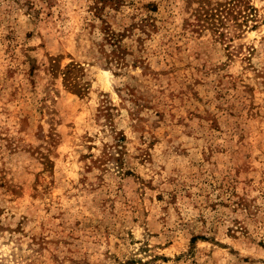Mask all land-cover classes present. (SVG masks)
I'll return each mask as SVG.
<instances>
[{"label":"rangeland","instance_id":"obj_1","mask_svg":"<svg viewBox=\"0 0 264 264\" xmlns=\"http://www.w3.org/2000/svg\"><path fill=\"white\" fill-rule=\"evenodd\" d=\"M0 264H264V0H0Z\"/></svg>","mask_w":264,"mask_h":264},{"label":"trees","instance_id":"obj_2","mask_svg":"<svg viewBox=\"0 0 264 264\" xmlns=\"http://www.w3.org/2000/svg\"><path fill=\"white\" fill-rule=\"evenodd\" d=\"M236 6H237V4H236ZM246 10H250V12H247ZM253 10H254V7L253 6H251L248 3H245L244 4V9H241L240 10V14H242L243 12H245L246 16H250V15H253V13H252ZM254 21H256V19H254Z\"/></svg>","mask_w":264,"mask_h":264}]
</instances>
